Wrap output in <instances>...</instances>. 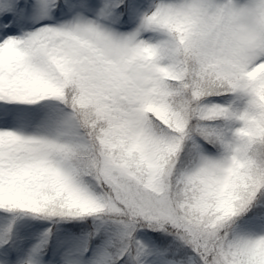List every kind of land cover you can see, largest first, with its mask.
<instances>
[{
    "label": "snow or ice",
    "instance_id": "obj_1",
    "mask_svg": "<svg viewBox=\"0 0 264 264\" xmlns=\"http://www.w3.org/2000/svg\"><path fill=\"white\" fill-rule=\"evenodd\" d=\"M0 264H264V0H0Z\"/></svg>",
    "mask_w": 264,
    "mask_h": 264
}]
</instances>
